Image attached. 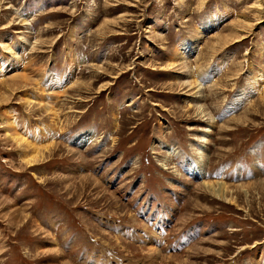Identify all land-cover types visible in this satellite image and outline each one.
Here are the masks:
<instances>
[{
  "label": "rangeland",
  "instance_id": "1",
  "mask_svg": "<svg viewBox=\"0 0 264 264\" xmlns=\"http://www.w3.org/2000/svg\"><path fill=\"white\" fill-rule=\"evenodd\" d=\"M0 66V264H264V0H0Z\"/></svg>",
  "mask_w": 264,
  "mask_h": 264
},
{
  "label": "bare ground",
  "instance_id": "2",
  "mask_svg": "<svg viewBox=\"0 0 264 264\" xmlns=\"http://www.w3.org/2000/svg\"><path fill=\"white\" fill-rule=\"evenodd\" d=\"M184 53H182L181 55H183ZM17 60V59H16ZM17 61L14 62L13 65L16 66V63ZM7 65V64H6ZM14 67V66H13ZM29 67V66H28ZM0 68H2V66H0ZM18 68V67H17ZM35 69V68H34ZM4 70V68H3ZM16 71V70H15ZM1 73V72H0ZM29 73V72H28ZM27 74V73H26ZM19 75V74H18ZM26 78H28L26 75H25ZM11 78V77H10ZM12 81L13 80H16L17 79H24L26 80V78L22 77L21 75L20 76H17L14 74V76L12 77ZM8 80V78H6ZM23 80V81H24ZM21 81V80H20ZM33 82V81H32ZM27 84V83H26ZM31 84V83H29ZM1 99H4V96L0 95V101ZM3 101V100H2ZM5 102V101H3ZM44 105V104H43ZM47 105V103H46ZM45 105V106H46ZM0 106H2V103L0 102ZM11 140L13 142H15V144H17L19 147H26V148H32L34 147L31 143H28L20 134H16L14 136H11ZM81 140V143H82V140L83 138L80 139ZM79 141V140H78ZM37 149H35V154L34 156H28L26 157V165L31 168V167H35L34 164H38L39 162H41L43 159H44V155L39 153L40 152V148L36 147ZM46 150H49V148H46ZM44 153V152H43ZM206 188L208 191H210L211 193H213L214 195L218 196L220 199H227V196H226V192H225V189L226 187H221V186H216V185H213L212 183H208L206 182L205 184Z\"/></svg>",
  "mask_w": 264,
  "mask_h": 264
}]
</instances>
